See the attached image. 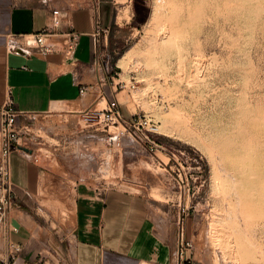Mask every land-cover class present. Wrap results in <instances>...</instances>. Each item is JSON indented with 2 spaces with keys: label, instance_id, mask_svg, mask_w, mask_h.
I'll use <instances>...</instances> for the list:
<instances>
[{
  "label": "rangeland",
  "instance_id": "374dc122",
  "mask_svg": "<svg viewBox=\"0 0 264 264\" xmlns=\"http://www.w3.org/2000/svg\"><path fill=\"white\" fill-rule=\"evenodd\" d=\"M115 12L103 52L109 81L123 115H150L159 133L79 124L102 183L144 196L160 214L158 229L174 240L170 264L180 263L182 209L192 264H236L245 249L244 264H264V0H122ZM130 82L134 91L119 87ZM22 125L29 137L63 143L49 136L61 128L38 118ZM38 207L34 234L47 244L50 204ZM65 255L45 249L34 262L68 264Z\"/></svg>",
  "mask_w": 264,
  "mask_h": 264
},
{
  "label": "crops",
  "instance_id": "0c3cea01",
  "mask_svg": "<svg viewBox=\"0 0 264 264\" xmlns=\"http://www.w3.org/2000/svg\"><path fill=\"white\" fill-rule=\"evenodd\" d=\"M118 1L122 0H98L96 29L91 0L69 5L64 0H0V105L9 100L21 111L20 126L38 118L63 131L49 135L62 145L24 135L21 149L11 156L18 208L9 214L6 234L22 248L13 264H36L35 258L45 249L65 250L68 264H170L173 260L174 240L166 229H158L154 219L160 214L144 196L102 183L97 152L90 145L83 147L85 134L78 132L79 117L85 112L114 98L120 109L123 104L103 59L109 26L117 24V13L112 17V11ZM52 8L66 12L57 32L44 40L54 51L41 55L23 47L25 54L8 47L12 40L23 46L24 39L46 30ZM69 31L79 33L72 58L62 52ZM122 113L130 111L125 106ZM41 202L50 204L47 244L34 234L41 229L33 216Z\"/></svg>",
  "mask_w": 264,
  "mask_h": 264
},
{
  "label": "built area",
  "instance_id": "2783aa9c",
  "mask_svg": "<svg viewBox=\"0 0 264 264\" xmlns=\"http://www.w3.org/2000/svg\"><path fill=\"white\" fill-rule=\"evenodd\" d=\"M44 1V0H41ZM51 2V1H49ZM81 4V3H80ZM78 3L77 5L80 6ZM98 0H91L90 10L94 15V24L96 29L99 27L97 17ZM66 16V12L60 8H52L50 12L49 27L33 36L24 39V45L17 47L12 40L8 47L12 50L19 49L21 52L28 54L25 48H31L35 52L45 55L54 51V47L47 46L44 43L48 35L55 34L62 24V19ZM79 39V33L69 31L64 41L62 52L67 58H72ZM25 47V48H23ZM108 67V60L106 62ZM118 84V83H117ZM121 88H127L134 91L136 86L133 82L127 86L120 83ZM83 89H80L82 92ZM22 115L11 101L7 100L0 105V264H13L18 258L21 251V244L7 237L6 229L10 227L8 218L11 211L16 207L13 197V185L11 181V156L15 150L21 149L20 140L22 136H28V127L26 125H18V119ZM121 125L125 130H131L134 134L140 132L145 138L153 137L159 133L158 122L146 114L131 115L126 118L121 109L117 98L110 99L101 109H95L91 112H85L79 117V124L84 126H97L99 124ZM186 213L182 209V213L176 218V243L178 247L179 264H192L188 251L193 248L191 240L185 237L186 230ZM14 230V228H13ZM251 264H260L257 262Z\"/></svg>",
  "mask_w": 264,
  "mask_h": 264
},
{
  "label": "bare ground",
  "instance_id": "6f19581e",
  "mask_svg": "<svg viewBox=\"0 0 264 264\" xmlns=\"http://www.w3.org/2000/svg\"><path fill=\"white\" fill-rule=\"evenodd\" d=\"M165 2V1H164ZM169 3V2H168ZM162 4H163V2H162ZM165 5H167V4H165ZM172 6V5H171ZM156 10V9H155ZM161 12V11H160ZM157 13V12H156ZM154 14V13H153ZM122 15V14H121ZM125 15V14H124ZM157 15V14H156ZM159 15H161V14H159ZM120 17V16H119ZM169 27V26H168ZM169 30H171V29H169ZM168 32H170V31H168ZM170 34V33H169ZM165 37H169V36H165ZM164 39H166V38H164ZM164 39H161V40H164ZM165 41V40H164ZM164 41H161L162 43L164 42ZM166 41H167V39H166ZM159 47V46H158ZM163 48V47H162ZM131 49V48H130ZM138 49V48H137ZM128 51V50H127ZM126 51V52H127ZM129 57V56H128ZM133 57V56H132ZM124 59V57H122L120 60H119V62L121 63V61ZM127 60V59H126ZM125 61V60H124ZM128 61V60H127ZM130 61V60H129ZM127 64V63H126ZM123 67H125V62H123L122 64H121ZM125 70V69H124ZM163 77V76H162ZM103 103V102H102ZM173 112V111H172ZM172 114V113H171ZM174 115V114H173ZM173 119V118H172ZM165 120V119H164ZM169 120V119H168ZM171 120V119H170ZM188 120V119H187ZM169 123H171V122H169ZM174 124V123H173ZM182 124V123H181ZM179 125V124H178ZM180 131H181V129H180ZM248 257H250V255L248 254V250L247 249H245V250H243L242 251V255L240 256V258L236 261V264H244V260H246ZM256 261V260H255ZM261 261V260H260Z\"/></svg>",
  "mask_w": 264,
  "mask_h": 264
}]
</instances>
